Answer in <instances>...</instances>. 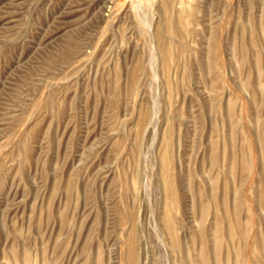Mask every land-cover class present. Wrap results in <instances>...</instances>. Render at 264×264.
I'll return each mask as SVG.
<instances>
[{"label": "rangeland", "instance_id": "1", "mask_svg": "<svg viewBox=\"0 0 264 264\" xmlns=\"http://www.w3.org/2000/svg\"><path fill=\"white\" fill-rule=\"evenodd\" d=\"M0 264H264V0H0Z\"/></svg>", "mask_w": 264, "mask_h": 264}]
</instances>
